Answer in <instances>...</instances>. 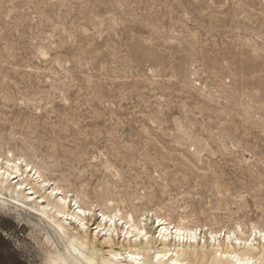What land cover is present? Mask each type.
<instances>
[{"label":"rangeland","instance_id":"obj_1","mask_svg":"<svg viewBox=\"0 0 264 264\" xmlns=\"http://www.w3.org/2000/svg\"><path fill=\"white\" fill-rule=\"evenodd\" d=\"M12 155L87 204L264 230V0H0ZM21 214L0 208V264H44Z\"/></svg>","mask_w":264,"mask_h":264},{"label":"bare ground","instance_id":"obj_2","mask_svg":"<svg viewBox=\"0 0 264 264\" xmlns=\"http://www.w3.org/2000/svg\"><path fill=\"white\" fill-rule=\"evenodd\" d=\"M52 182L25 159L0 156V208L39 221L26 220L45 235L44 264H264L262 229L207 235L164 210L128 211L104 196L87 204L85 192Z\"/></svg>","mask_w":264,"mask_h":264}]
</instances>
